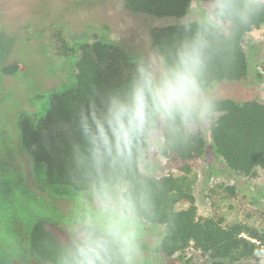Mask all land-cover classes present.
<instances>
[{
    "label": "trees",
    "instance_id": "obj_1",
    "mask_svg": "<svg viewBox=\"0 0 264 264\" xmlns=\"http://www.w3.org/2000/svg\"><path fill=\"white\" fill-rule=\"evenodd\" d=\"M193 1L123 0V4L135 15L181 19L189 14ZM197 1L204 7L202 20L148 32L161 74L175 66L182 51L198 47L203 59L201 91L220 83L262 78L249 62L243 39L264 28V3ZM49 39L55 56L69 71L67 83L57 90L39 93L32 86L36 93L31 99L35 104L29 103L31 110L12 111L6 107L12 119L4 114L2 129L10 127L7 130L13 131L16 147L29 158V175L14 160L19 153L13 149L12 155L6 148L8 159L0 157V264H59V258L79 242L82 233L103 232L104 213L85 207L81 201L89 191L108 188L114 190L118 201L122 199L134 209V264H202L197 260L200 258L240 264L264 259L263 233L245 224L224 225L221 219L199 217L192 194L193 172L203 158L208 162L220 158L230 175L253 178L256 169L264 170V103L254 99L211 100L206 131L199 116L189 121L177 117L163 122L158 153L165 160L163 169L167 174L145 175L138 163L156 133L157 117H150L129 146L117 149L113 144L111 151L101 149L95 159L76 122L81 106L94 101L100 115L108 94L127 93L139 70L145 68L137 63L143 58L101 35L71 38L55 29ZM7 58L8 52L0 46V79L27 75L19 63L8 62ZM8 99L0 97V104L5 107ZM229 190L232 192L233 187ZM32 200L37 208L29 202ZM59 201L74 202L76 206L63 214L54 206ZM179 203L188 207L177 210ZM74 223L77 228H72ZM156 228L160 229L158 242L149 245L145 235ZM9 239L19 242L20 254L7 250ZM187 251L197 259L191 260L192 253L186 258ZM113 264H120L115 249Z\"/></svg>",
    "mask_w": 264,
    "mask_h": 264
},
{
    "label": "rangeland",
    "instance_id": "obj_2",
    "mask_svg": "<svg viewBox=\"0 0 264 264\" xmlns=\"http://www.w3.org/2000/svg\"><path fill=\"white\" fill-rule=\"evenodd\" d=\"M203 10L204 7L194 0L186 18L157 19L130 13L124 8L123 0H103L95 3L72 0H0V46L8 52V62L19 63L24 74H27L19 78L0 79V97L9 98L5 101V107L0 104V157L8 159L7 149L12 155L17 151L19 154L14 155V160L22 164L23 171L29 175V158L16 147L18 143L13 131L7 130L10 127L3 131L2 124L4 114L8 119H12L6 107L12 108V111L31 110L29 103L35 104L34 100H31L33 93L54 91L67 83L69 71L63 61L55 56L49 39L55 29H61L71 38L101 35L129 53L136 52L143 58H139L137 63L145 67L147 72L159 77L162 75L160 62L150 49L149 30L202 20L205 16ZM243 49L253 70L262 78L253 76L244 83L216 84L206 91H201L208 102L227 98L235 102L254 99L264 103V28L247 34L243 39ZM32 86L38 91L35 92ZM201 120L202 128L206 131L209 116L206 114ZM156 123V133L151 139L150 147L143 153L138 164L143 174L160 177L167 172L163 169L165 160L158 153V137L163 122L157 117ZM8 143L10 146H7ZM193 177L195 181L192 194L199 217L221 219L224 225L245 224L264 234V170L256 169L253 178L230 175L220 158L210 162L203 158L193 172ZM232 187L231 192L229 189ZM106 200L118 202L113 189L89 191L82 195L81 202L85 207L101 210V203ZM29 202L33 208H37L33 200ZM54 206L59 212L67 214L68 210L76 205L74 202L59 201ZM187 207L186 203L176 206L177 210ZM64 225L67 226L65 223ZM72 228H77V224L74 223ZM159 234V228L153 232L149 231L145 235V242L154 245L158 242ZM191 253L193 254L192 251H187L184 255L187 258L192 256ZM196 259L197 255L193 254L191 260ZM197 260L202 264H230L221 260ZM240 264H264V259Z\"/></svg>",
    "mask_w": 264,
    "mask_h": 264
},
{
    "label": "clouds",
    "instance_id": "obj_3",
    "mask_svg": "<svg viewBox=\"0 0 264 264\" xmlns=\"http://www.w3.org/2000/svg\"><path fill=\"white\" fill-rule=\"evenodd\" d=\"M264 3V0H261ZM203 59L198 47L179 54L177 63L159 77L139 70L138 78L127 93L114 92L107 96L104 111L97 114L94 101L81 106L77 113V127L88 151L95 159L101 149L111 151L130 145L134 135L143 132L150 117L166 122L180 117L184 121L205 117L211 104L202 96L199 74ZM78 150V145L74 144ZM105 226L100 235L82 233L79 242L70 246L59 258V264H113V250L120 264H134L135 234L132 231L134 209L130 203L106 200L101 203ZM7 250L20 254L18 241L9 239Z\"/></svg>",
    "mask_w": 264,
    "mask_h": 264
}]
</instances>
